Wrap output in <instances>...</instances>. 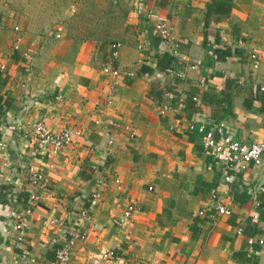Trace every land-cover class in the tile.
Wrapping results in <instances>:
<instances>
[{
	"label": "crops",
	"instance_id": "1",
	"mask_svg": "<svg viewBox=\"0 0 264 264\" xmlns=\"http://www.w3.org/2000/svg\"><path fill=\"white\" fill-rule=\"evenodd\" d=\"M81 1L0 0V264H49L63 224L96 192L70 264H264V246L255 245V255L247 243L264 239V155L260 167L234 171L188 129L209 116L243 145L264 136V0H133L132 10L129 0H105L85 13ZM150 11L174 26L175 56L157 38ZM113 43L121 44V73L112 103L96 113ZM250 51L260 55L257 71ZM163 53L182 61L183 79L175 66L156 69ZM38 121L78 135L57 155L42 156L31 130ZM30 165L47 175L31 204ZM212 190L231 215L199 216ZM131 205L133 218L115 228L111 219ZM28 207L18 243L14 218ZM109 250L117 262L97 260Z\"/></svg>",
	"mask_w": 264,
	"mask_h": 264
},
{
	"label": "built area",
	"instance_id": "2",
	"mask_svg": "<svg viewBox=\"0 0 264 264\" xmlns=\"http://www.w3.org/2000/svg\"><path fill=\"white\" fill-rule=\"evenodd\" d=\"M147 20L152 24L153 29L157 38L162 42V44L167 47L172 56L176 55L178 48V40L175 37L174 26L170 23L166 16H163L156 12H148L146 16ZM18 41V40H17ZM16 41V43H17ZM121 47L120 43H113L111 45V56L115 60L118 58V51ZM15 49H17L15 47ZM28 53L25 54L27 56ZM247 62L249 63L253 71H257L260 67V55L257 51H250L246 56ZM175 71L174 75L183 79L185 66L182 61L175 59ZM195 66H192L194 68ZM101 73L107 82V91L103 98L97 102L94 106V112L100 113L108 105H110L115 97V80L120 75V70L112 68L109 64L101 68ZM206 82L204 79L200 80V87L204 88ZM261 93L264 92V81L259 85L258 89ZM60 101V97L55 98ZM192 100L197 102V98L193 97ZM171 106H164L163 111H170ZM113 126L112 121L107 122L105 129ZM189 131L196 133L201 139V144L203 148L208 152V154L214 159L225 158L227 165L234 171H243L248 169L250 166L260 167L263 165L262 157L264 155V136L260 141L253 142L250 145H243L239 141L234 140L229 136L223 125L217 123L213 118L205 116L202 119L192 121L188 124ZM31 130L33 138L38 146L39 152L42 156L53 157L60 153L61 150L70 146L75 136L78 135L75 131L69 128H64L59 133H54L49 130L46 125L42 122H34L31 124ZM113 141L109 140L107 142L108 146H112ZM5 150V145L0 141V159L3 157V151ZM24 176L26 178L27 184L30 187V195L28 197L29 203H33L36 199V190L40 191L44 189L47 175L43 168L37 165H30L24 170ZM100 199V193H94L88 199V205L79 211V216L76 220H71L63 224V234L62 242L57 247L54 258L49 264H70L71 256L73 252V246L76 241H84L85 234L82 231L81 221L87 216L88 211L97 206ZM210 204L199 211V216L207 217L208 219H213L215 214L229 216L231 215V210L227 208L224 204L223 199L218 195L215 190L210 192ZM259 207V204L256 203ZM30 207H28L24 214L18 215L14 218L13 231L15 234V240L21 243L24 240L27 223L25 221L24 215L30 213ZM212 210V212H211ZM135 208L131 205L128 206L122 213L120 217H114L111 219V224L115 228H121L126 226L130 220L133 218ZM253 219H258V215L255 214ZM50 222H56L54 220ZM238 235L242 233L241 229L236 231ZM249 247L251 248V253L255 255L258 254L259 250H254L253 247L264 246V239L260 238L258 240L248 239L247 241ZM117 252L115 250H109L105 252L102 256H97V260H112L117 262L116 258ZM117 260V261H116ZM120 263V261H119ZM97 264V263H91ZM120 264H127L121 262Z\"/></svg>",
	"mask_w": 264,
	"mask_h": 264
},
{
	"label": "trees",
	"instance_id": "3",
	"mask_svg": "<svg viewBox=\"0 0 264 264\" xmlns=\"http://www.w3.org/2000/svg\"><path fill=\"white\" fill-rule=\"evenodd\" d=\"M112 51V50H111ZM111 51H110V58H109V66L112 68H115V60L111 56ZM215 54L218 59L223 58L221 53L219 51H215ZM175 59L173 57H170L167 53H163L162 55L158 56L157 62H156V69L160 71L168 70V69H173L175 66ZM192 100V99H191ZM193 101V100H192ZM1 103V99H0ZM83 208H80L77 212L81 211Z\"/></svg>",
	"mask_w": 264,
	"mask_h": 264
},
{
	"label": "rangeland",
	"instance_id": "4",
	"mask_svg": "<svg viewBox=\"0 0 264 264\" xmlns=\"http://www.w3.org/2000/svg\"><path fill=\"white\" fill-rule=\"evenodd\" d=\"M104 2H106L105 0H82L80 3H81V10H82V13H85L86 12V8H89L91 7V10L92 8H94V6L96 4H99L100 6H103L104 5ZM87 4V5H86ZM134 1L133 0H129V7L131 8V10L134 8Z\"/></svg>",
	"mask_w": 264,
	"mask_h": 264
}]
</instances>
